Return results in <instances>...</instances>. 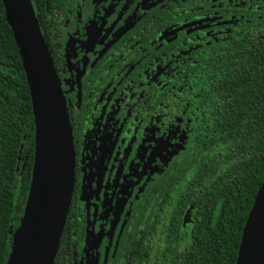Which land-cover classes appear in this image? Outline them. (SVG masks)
<instances>
[{
	"label": "flooded vegetation",
	"instance_id": "flooded-vegetation-1",
	"mask_svg": "<svg viewBox=\"0 0 264 264\" xmlns=\"http://www.w3.org/2000/svg\"><path fill=\"white\" fill-rule=\"evenodd\" d=\"M252 1L66 0L56 8L55 69L75 148L66 221L72 264H172L167 253L179 256L183 230L196 225L193 206L180 205L193 172L183 171L166 198L167 182L158 175L184 147L198 149L188 142L189 122L193 133L197 128L196 105L189 111V101L183 104L196 92L188 79L203 69L205 47L239 30ZM162 235L174 241L173 250H157L152 240Z\"/></svg>",
	"mask_w": 264,
	"mask_h": 264
},
{
	"label": "trees",
	"instance_id": "trees-1",
	"mask_svg": "<svg viewBox=\"0 0 264 264\" xmlns=\"http://www.w3.org/2000/svg\"><path fill=\"white\" fill-rule=\"evenodd\" d=\"M31 1L57 68L51 19L66 0ZM241 12L239 30L229 40L200 52L203 69L197 79H188L195 95L183 97L189 111L191 103L197 108L196 132L189 122L187 135L200 158L190 168L193 180L181 188L180 205L183 211L193 206L196 225L183 230V249L179 256L173 253L172 264H237L244 227L264 182V0H253ZM35 136L29 86L0 0V264L10 263L25 219ZM73 246L66 225L55 264H72Z\"/></svg>",
	"mask_w": 264,
	"mask_h": 264
},
{
	"label": "water",
	"instance_id": "water-1",
	"mask_svg": "<svg viewBox=\"0 0 264 264\" xmlns=\"http://www.w3.org/2000/svg\"><path fill=\"white\" fill-rule=\"evenodd\" d=\"M30 90L35 167L25 219L9 264H54L72 202L75 148L68 108L31 0H2ZM34 214L27 228L29 214ZM25 230L30 232L22 255ZM237 264H264V182L248 215Z\"/></svg>",
	"mask_w": 264,
	"mask_h": 264
},
{
	"label": "rangeland",
	"instance_id": "rangeland-1",
	"mask_svg": "<svg viewBox=\"0 0 264 264\" xmlns=\"http://www.w3.org/2000/svg\"><path fill=\"white\" fill-rule=\"evenodd\" d=\"M58 20L62 21L60 25L58 26V28H63L65 32V30L68 27L66 28V26H64L65 20L61 14L59 15ZM72 33H74L73 30H72ZM72 33L71 32L69 33L68 31V34H72ZM151 82H154L153 78L151 79ZM187 147H184V149L180 152L181 155L177 153L176 156H173L164 166L163 171L165 172L158 175L159 176L158 178H160L159 181H162V183L167 182V185L165 187L166 189L165 191H163V194H162L163 198H166L167 196L175 192V187L180 177H182L183 171H185V175H186L188 172H191L190 168L192 166H196L199 162L200 154H199L198 149L193 150L192 147H190L189 145ZM173 168H177V170L174 171L172 170ZM155 181H152L151 183V187L153 186V188L156 187ZM162 197L158 199V202L156 205L157 214H159V212L161 213L163 209L162 204L164 200L162 199ZM152 241H155L156 247L158 248L157 250H160L161 248L164 249V244L165 246H167L168 249L170 250L174 249V241H171L169 237H166V235H162V238L158 237V239H153ZM153 244L154 243H152V245ZM154 253L155 251L152 253H149L148 256L155 257L156 255ZM171 256L172 254L167 253V259L171 258ZM162 264H169V263H167V261H164Z\"/></svg>",
	"mask_w": 264,
	"mask_h": 264
},
{
	"label": "bare ground",
	"instance_id": "bare-ground-1",
	"mask_svg": "<svg viewBox=\"0 0 264 264\" xmlns=\"http://www.w3.org/2000/svg\"><path fill=\"white\" fill-rule=\"evenodd\" d=\"M34 218V214L30 213L29 214V218H28V222H27V228H30L31 224H30V220ZM30 236V232L28 230H25L23 238H22V242H21V251L19 255H22V252H24L25 247L27 246V241H28V237Z\"/></svg>",
	"mask_w": 264,
	"mask_h": 264
}]
</instances>
